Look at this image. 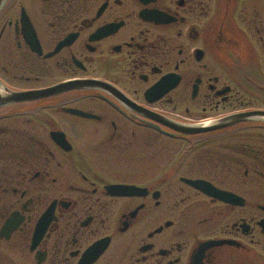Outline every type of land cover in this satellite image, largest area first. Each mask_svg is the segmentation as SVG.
<instances>
[{
	"label": "flooded vegetation",
	"instance_id": "obj_1",
	"mask_svg": "<svg viewBox=\"0 0 264 264\" xmlns=\"http://www.w3.org/2000/svg\"><path fill=\"white\" fill-rule=\"evenodd\" d=\"M0 264H264V0H0Z\"/></svg>",
	"mask_w": 264,
	"mask_h": 264
},
{
	"label": "water",
	"instance_id": "obj_2",
	"mask_svg": "<svg viewBox=\"0 0 264 264\" xmlns=\"http://www.w3.org/2000/svg\"><path fill=\"white\" fill-rule=\"evenodd\" d=\"M69 87H72V86H69ZM73 87H76V86H73ZM80 87V86H79ZM64 89H70L68 87H66L64 85ZM45 93V91H42V92H32V93H26V94H19L17 95V97L20 99V100H23V99H34L35 97L39 96V94H43ZM240 119H242V117H239V116H233V117H230L228 118L227 120L231 121L230 123H237L240 121ZM225 123H228L227 121L223 120L219 123H217L214 127H209V128H200V127H189V128H186V129H182L180 128L179 130L184 132V133H201V132H204V131H208L209 129H213V128H217L219 127L220 125H223ZM115 188H117L118 190H120L122 193L124 192V190L126 189L125 186H116ZM127 189H133V187H128L127 186Z\"/></svg>",
	"mask_w": 264,
	"mask_h": 264
}]
</instances>
